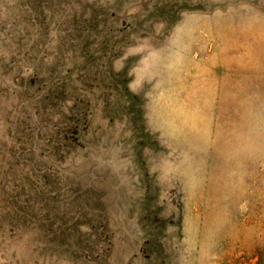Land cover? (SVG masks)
<instances>
[{
  "label": "rangeland",
  "instance_id": "obj_1",
  "mask_svg": "<svg viewBox=\"0 0 264 264\" xmlns=\"http://www.w3.org/2000/svg\"><path fill=\"white\" fill-rule=\"evenodd\" d=\"M0 264H264V0H0Z\"/></svg>",
  "mask_w": 264,
  "mask_h": 264
}]
</instances>
